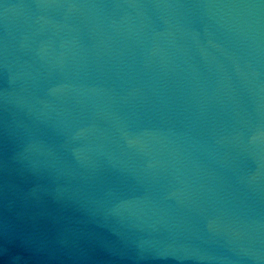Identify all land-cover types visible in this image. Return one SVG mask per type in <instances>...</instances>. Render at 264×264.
Wrapping results in <instances>:
<instances>
[{
    "label": "water",
    "instance_id": "95a60500",
    "mask_svg": "<svg viewBox=\"0 0 264 264\" xmlns=\"http://www.w3.org/2000/svg\"><path fill=\"white\" fill-rule=\"evenodd\" d=\"M0 264H264V0H0Z\"/></svg>",
    "mask_w": 264,
    "mask_h": 264
}]
</instances>
